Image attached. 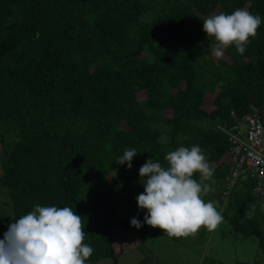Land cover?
Instances as JSON below:
<instances>
[{
    "label": "trees",
    "instance_id": "16d2710c",
    "mask_svg": "<svg viewBox=\"0 0 264 264\" xmlns=\"http://www.w3.org/2000/svg\"><path fill=\"white\" fill-rule=\"evenodd\" d=\"M238 8L262 18L258 34L243 55L230 46L217 57L202 20ZM255 109L264 0H0V239L38 204L71 207L94 249L86 264H118L159 230L137 203L140 167L199 145L223 216L215 231L258 240L264 254L261 179L233 176L235 128ZM132 148L129 169L115 159Z\"/></svg>",
    "mask_w": 264,
    "mask_h": 264
},
{
    "label": "clouds",
    "instance_id": "9594fccd",
    "mask_svg": "<svg viewBox=\"0 0 264 264\" xmlns=\"http://www.w3.org/2000/svg\"><path fill=\"white\" fill-rule=\"evenodd\" d=\"M202 21L207 37L217 42L215 55L220 57L230 46L243 55L251 38L257 36L262 18L238 8L231 14L220 12ZM137 154L135 148L125 149L115 160L121 165L127 162L130 169ZM164 159L166 166L150 157L139 169L144 192L136 199L139 208L147 210L144 223L177 238L194 235L202 227L208 231L217 229L223 220L218 204L204 199L213 191L205 181L212 179L214 168L200 146L179 147ZM196 173L199 181L193 178ZM131 225L143 227L136 217L131 219ZM85 239L82 216L77 211L38 204L13 221L0 239V264H86L94 249Z\"/></svg>",
    "mask_w": 264,
    "mask_h": 264
},
{
    "label": "rangeland",
    "instance_id": "374dc122",
    "mask_svg": "<svg viewBox=\"0 0 264 264\" xmlns=\"http://www.w3.org/2000/svg\"><path fill=\"white\" fill-rule=\"evenodd\" d=\"M208 16L210 15L204 18ZM2 151L3 145L0 144V154ZM207 183L212 188L213 183ZM215 198L214 191L204 197L206 202L211 200L218 204ZM218 211H220L219 204ZM148 252L155 255L156 264H238L240 262L243 264V261H250L254 258L260 264H264V254L260 249L258 240L236 239L232 234L223 236L219 230L208 231L204 227L194 235L179 238L169 236L159 229L139 248L121 253L118 264H135L144 258ZM94 264H114V259L106 258Z\"/></svg>",
    "mask_w": 264,
    "mask_h": 264
},
{
    "label": "built area",
    "instance_id": "2783aa9c",
    "mask_svg": "<svg viewBox=\"0 0 264 264\" xmlns=\"http://www.w3.org/2000/svg\"><path fill=\"white\" fill-rule=\"evenodd\" d=\"M263 128L264 113L255 109L241 127L235 128L238 137L235 138L232 148V158L235 163L233 176L237 177L243 171H250L252 176H258L261 183L256 187V192L262 204H264Z\"/></svg>",
    "mask_w": 264,
    "mask_h": 264
},
{
    "label": "water",
    "instance_id": "95a60500",
    "mask_svg": "<svg viewBox=\"0 0 264 264\" xmlns=\"http://www.w3.org/2000/svg\"><path fill=\"white\" fill-rule=\"evenodd\" d=\"M262 138H263V142H264V132H263V137Z\"/></svg>",
    "mask_w": 264,
    "mask_h": 264
},
{
    "label": "flooded vegetation",
    "instance_id": "af4514ba",
    "mask_svg": "<svg viewBox=\"0 0 264 264\" xmlns=\"http://www.w3.org/2000/svg\"><path fill=\"white\" fill-rule=\"evenodd\" d=\"M263 132H264V128H263ZM263 146H264V144H263Z\"/></svg>",
    "mask_w": 264,
    "mask_h": 264
}]
</instances>
